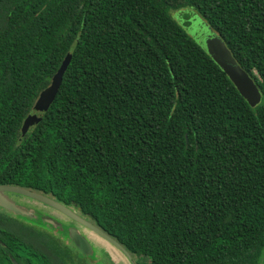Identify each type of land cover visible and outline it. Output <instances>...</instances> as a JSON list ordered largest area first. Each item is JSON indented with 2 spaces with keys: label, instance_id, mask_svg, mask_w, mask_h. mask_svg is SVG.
I'll use <instances>...</instances> for the list:
<instances>
[{
  "label": "trees",
  "instance_id": "16d2710c",
  "mask_svg": "<svg viewBox=\"0 0 264 264\" xmlns=\"http://www.w3.org/2000/svg\"><path fill=\"white\" fill-rule=\"evenodd\" d=\"M191 14L253 79L256 105L187 32ZM0 184L72 208L134 264H260L264 0H0ZM12 214L0 264H84L17 218L40 216Z\"/></svg>",
  "mask_w": 264,
  "mask_h": 264
},
{
  "label": "water",
  "instance_id": "95a60500",
  "mask_svg": "<svg viewBox=\"0 0 264 264\" xmlns=\"http://www.w3.org/2000/svg\"><path fill=\"white\" fill-rule=\"evenodd\" d=\"M184 27L187 32L194 38V40L200 46H202L203 49L212 57V59L216 61L218 65L227 73V75L233 77L235 76V71L237 72V62L231 55L229 49L225 46L221 37L207 23H205L197 15L191 14L185 19ZM73 47L74 46L70 48V50L63 58L62 63L53 75L50 84L39 93L26 122H28L34 115L42 114L55 98V95L57 94V91L61 84L62 76L70 62ZM9 193L27 196L54 208L55 210L60 212L59 214L63 215L67 219H70L71 222L74 221L79 225L89 229L97 236L105 240L108 244L113 246L115 249L120 251L127 258H130L127 250L112 236L104 232L101 228L93 224L91 221L81 216L72 208L43 193L21 186L0 184V207L4 208L5 210L10 211L15 215H28L34 218L39 217L37 215L34 216L31 210H28L23 206L16 204L12 199L9 198ZM45 221L52 226L58 227L60 229V232L64 234L66 233L67 237H69V239L81 253H83L84 255H90L92 253L93 247L91 243L83 234H81L77 230L74 223H72L68 227L62 228L61 225L55 223L52 219H45Z\"/></svg>",
  "mask_w": 264,
  "mask_h": 264
},
{
  "label": "rangeland",
  "instance_id": "374dc122",
  "mask_svg": "<svg viewBox=\"0 0 264 264\" xmlns=\"http://www.w3.org/2000/svg\"><path fill=\"white\" fill-rule=\"evenodd\" d=\"M176 17L178 19H181L180 14L179 15L177 14ZM228 77L234 83L239 93L249 103V105L254 106L259 102L261 98V92L259 91L253 79L250 76H248V74L242 68H240L237 65V72L235 71V76L233 77L228 75ZM8 196L16 204L23 206L28 210H31L34 216L35 215L41 216L44 219L41 218L38 221L27 220V219H21V217H17L12 214L13 217H17L19 220L35 224L39 228L43 230H47L48 232L52 233L54 236L58 237L64 244L69 245L70 247L72 246V244L69 238L67 237L66 233L65 234L61 233L58 227L49 226L45 221V219H52L55 223L61 225L62 228L68 227L69 225L74 223V225H76L77 230L89 240V242L93 247L92 253L90 255H86L85 257H83V259L84 258L86 259V263L84 264H96V262L102 259V257L104 258L102 254V250L106 251L109 254V256L112 259V264H134L129 259H127L125 255H123L120 251H118L113 246L108 244L105 240L97 236L95 233L79 225L73 220H72L73 222H71L70 219H67L63 215L59 214L60 212L55 210L54 208L42 202L29 198L27 196L15 194V193H9ZM0 212L8 213L2 209H0ZM72 251L75 253L77 252L76 249H74V247L72 248ZM99 264H104V262H99ZM260 264H264V254L262 256V261L260 262Z\"/></svg>",
  "mask_w": 264,
  "mask_h": 264
},
{
  "label": "flooded vegetation",
  "instance_id": "af4514ba",
  "mask_svg": "<svg viewBox=\"0 0 264 264\" xmlns=\"http://www.w3.org/2000/svg\"><path fill=\"white\" fill-rule=\"evenodd\" d=\"M0 209H2V210H4V211H6V212H8L7 210H5L4 208H2V207H0ZM70 240V239H69ZM70 242H71V244H72V248L74 247V249H76V253L80 256V260L82 261V263H86V259L84 258L83 259V257H85L86 255H84L83 253H81L76 247H75V245L73 244V242L70 240ZM102 254H103V256H104V258L102 257V259H100L99 261H97L96 262V264H99V262H104V264H112V259H111V257L109 256V254L106 252V251H104V250H102Z\"/></svg>",
  "mask_w": 264,
  "mask_h": 264
}]
</instances>
